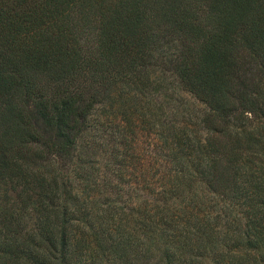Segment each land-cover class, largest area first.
Instances as JSON below:
<instances>
[{
  "label": "trees",
  "instance_id": "trees-1",
  "mask_svg": "<svg viewBox=\"0 0 264 264\" xmlns=\"http://www.w3.org/2000/svg\"><path fill=\"white\" fill-rule=\"evenodd\" d=\"M155 71L204 109L162 124L143 210L99 203L78 138ZM262 246L264 0H0V264H264Z\"/></svg>",
  "mask_w": 264,
  "mask_h": 264
},
{
  "label": "rangeland",
  "instance_id": "rangeland-1",
  "mask_svg": "<svg viewBox=\"0 0 264 264\" xmlns=\"http://www.w3.org/2000/svg\"><path fill=\"white\" fill-rule=\"evenodd\" d=\"M153 76L142 100L122 103L119 99L95 106L78 138L71 175L77 189L96 182L99 203H105L107 196L115 198L118 204L132 198L131 205H139L143 210L146 201L157 197L151 191H159L163 185L162 124L167 119L181 121L184 114L197 115L204 109V105L181 90L171 73L155 71ZM167 108L174 109L175 114H165ZM199 193L210 196L201 186ZM256 252L262 255L264 263V246ZM138 261L154 264L158 257Z\"/></svg>",
  "mask_w": 264,
  "mask_h": 264
}]
</instances>
